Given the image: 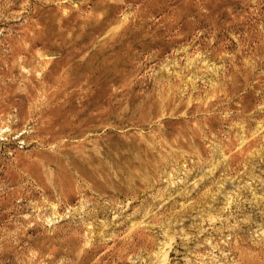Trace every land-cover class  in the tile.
<instances>
[{
  "label": "rangeland",
  "instance_id": "obj_1",
  "mask_svg": "<svg viewBox=\"0 0 264 264\" xmlns=\"http://www.w3.org/2000/svg\"><path fill=\"white\" fill-rule=\"evenodd\" d=\"M0 264H264V0H0Z\"/></svg>",
  "mask_w": 264,
  "mask_h": 264
},
{
  "label": "bare ground",
  "instance_id": "obj_2",
  "mask_svg": "<svg viewBox=\"0 0 264 264\" xmlns=\"http://www.w3.org/2000/svg\"><path fill=\"white\" fill-rule=\"evenodd\" d=\"M32 54V53H31ZM49 98V97H48ZM48 102V101H47ZM52 102V101H51ZM47 104V103H46ZM42 113H40V115H41ZM48 114V113H47ZM51 116V115H50ZM42 117H43V115H42ZM40 118V117H39ZM46 118V117H45ZM44 118V119H45ZM43 119V118H42ZM48 120H49V118H47ZM60 120H62V118L60 119ZM46 121V120H45ZM50 121V120H49ZM56 121V120H55ZM52 122H53V120H52ZM59 122V121H58ZM61 122V121H60ZM77 122V121H76ZM50 123V122H49ZM75 123V122H74ZM51 124V123H50ZM62 124V123H61ZM68 124V123H67ZM54 125V124H53ZM65 125V124H64ZM64 125L63 126H61V130H63V132H64V128H67V126L66 127H64ZM70 125V124H69ZM76 125V124H75ZM74 125V126H75ZM64 127V128H63ZM55 128H56V125H55ZM49 129H50V127H49ZM52 129V128H51ZM60 130V129H59ZM52 131V130H51ZM57 132V131H56ZM67 132H68V130H67ZM52 134V133H51ZM62 134V133H61ZM58 135V134H57ZM61 136V135H60ZM62 139V138H61ZM60 141H64V140H60ZM62 144H63V142H62ZM58 146V145H57Z\"/></svg>",
  "mask_w": 264,
  "mask_h": 264
}]
</instances>
